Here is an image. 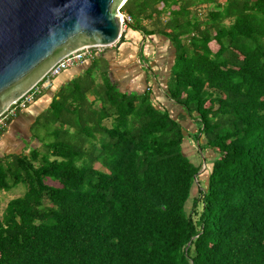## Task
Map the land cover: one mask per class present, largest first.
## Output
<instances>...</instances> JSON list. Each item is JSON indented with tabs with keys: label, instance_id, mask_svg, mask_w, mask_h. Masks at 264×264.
Wrapping results in <instances>:
<instances>
[{
	"label": "trees",
	"instance_id": "1",
	"mask_svg": "<svg viewBox=\"0 0 264 264\" xmlns=\"http://www.w3.org/2000/svg\"><path fill=\"white\" fill-rule=\"evenodd\" d=\"M122 12L128 31L171 43L167 97L196 122L199 152L151 93L122 94L104 74L92 109L93 82L74 83L42 118L50 140L0 157V192L27 187L0 213V264H264V0Z\"/></svg>",
	"mask_w": 264,
	"mask_h": 264
},
{
	"label": "water",
	"instance_id": "2",
	"mask_svg": "<svg viewBox=\"0 0 264 264\" xmlns=\"http://www.w3.org/2000/svg\"><path fill=\"white\" fill-rule=\"evenodd\" d=\"M126 2L0 0V116L66 56L122 41Z\"/></svg>",
	"mask_w": 264,
	"mask_h": 264
},
{
	"label": "crops",
	"instance_id": "3",
	"mask_svg": "<svg viewBox=\"0 0 264 264\" xmlns=\"http://www.w3.org/2000/svg\"><path fill=\"white\" fill-rule=\"evenodd\" d=\"M125 34L122 41L107 48L102 54L56 77L51 89L47 90L26 111H22L14 118L0 141V157L20 155L29 153L31 149L42 148L43 144L50 140L49 133L44 130L42 118L58 94L68 88L73 90L74 83H78L79 88L85 89V82H93L90 89L86 88V101L92 109L96 107L98 109L101 103L97 99L95 90L103 84L104 74H107L110 82L122 94L140 96L145 92L151 93L152 100L158 107L169 110L188 132L194 134L197 130L194 119L186 115L167 97V84L175 61V52L172 49V55L169 48L171 43L167 42V39H162L163 37L146 38L132 30ZM212 44L217 46V51L216 42ZM94 64L98 65L99 69L88 77L86 73ZM40 120L43 131L34 132L36 122ZM112 122L113 119L110 117L106 118L103 124L111 127ZM187 141L184 150L187 147L189 153L197 152V145H193L191 140ZM187 155L190 157L189 154ZM98 166V164L95 165V167Z\"/></svg>",
	"mask_w": 264,
	"mask_h": 264
},
{
	"label": "built area",
	"instance_id": "4",
	"mask_svg": "<svg viewBox=\"0 0 264 264\" xmlns=\"http://www.w3.org/2000/svg\"><path fill=\"white\" fill-rule=\"evenodd\" d=\"M121 14L126 17V22L132 23V18L125 15L122 10ZM122 20V30L126 31L128 24ZM107 48L104 46L86 47L77 52H74L61 61H59L50 72L30 91L23 95L18 100L11 103L8 109L0 116V141L4 131L7 130L11 121L16 118L22 111H26L38 98H40L47 90L53 87V82L56 77L64 71L81 65L87 60H92L99 54H102Z\"/></svg>",
	"mask_w": 264,
	"mask_h": 264
},
{
	"label": "rangeland",
	"instance_id": "5",
	"mask_svg": "<svg viewBox=\"0 0 264 264\" xmlns=\"http://www.w3.org/2000/svg\"><path fill=\"white\" fill-rule=\"evenodd\" d=\"M225 0H220V2H224ZM204 10L206 11V9L204 8ZM127 31H128V29H127ZM127 31H126V33H127ZM162 39H164V40H166L165 38H162ZM167 42H168V40H166ZM210 46L212 47V50L213 51H216V49H217V46H215V44H210ZM169 48L171 49L170 51H171V54L173 53V51H172V47H171V45H169ZM169 54V53H168ZM173 55V54H172ZM171 55V56H172ZM172 58V57H171ZM163 109V108H162ZM165 110V109H164ZM167 110V109H166ZM168 112H170L169 110H167ZM44 125H46V123H44ZM35 131H37V132H42L43 131V129L41 128V127H38V128H34V132ZM190 135H191V141H192V143H194V140H193V134L192 133H190ZM30 149V148H29ZM196 149H197V152H191V153H189L188 152V148L187 147H185V151H186V153L187 154H189L190 155V158H193V161H194V158L196 157V154L199 152L198 151V147L196 146ZM202 156V155H201ZM204 156V159H205V164L203 165V171H205L204 169H206V167H209V165L211 164V159L213 158V154L210 152V151H207L206 153H205V155H203ZM199 158V157H198ZM196 162H199V160H197L196 159ZM200 181H201V179H200ZM50 182V181H49ZM50 184H52V185H56V184H54V183H51L50 182ZM203 183L201 182V185H202ZM26 191H27V187L25 186V185H23V184H20V185H18V186H16L15 188H12L11 190H9V191H3V192H0V213H2L3 212V210H4V208L6 207V205H7V203L9 202V201H11V200H13V199H16V198H19V197H22V196H24V194L26 193Z\"/></svg>",
	"mask_w": 264,
	"mask_h": 264
},
{
	"label": "bare ground",
	"instance_id": "6",
	"mask_svg": "<svg viewBox=\"0 0 264 264\" xmlns=\"http://www.w3.org/2000/svg\"><path fill=\"white\" fill-rule=\"evenodd\" d=\"M122 21V20H121Z\"/></svg>",
	"mask_w": 264,
	"mask_h": 264
}]
</instances>
